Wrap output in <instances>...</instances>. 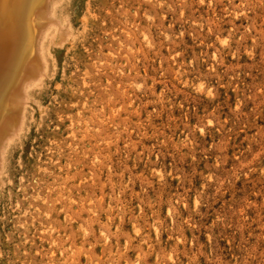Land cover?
Returning <instances> with one entry per match:
<instances>
[{
	"label": "rangeland",
	"instance_id": "374dc122",
	"mask_svg": "<svg viewBox=\"0 0 264 264\" xmlns=\"http://www.w3.org/2000/svg\"><path fill=\"white\" fill-rule=\"evenodd\" d=\"M60 1L16 49L0 264H264V0Z\"/></svg>",
	"mask_w": 264,
	"mask_h": 264
},
{
	"label": "bare ground",
	"instance_id": "6f19581e",
	"mask_svg": "<svg viewBox=\"0 0 264 264\" xmlns=\"http://www.w3.org/2000/svg\"><path fill=\"white\" fill-rule=\"evenodd\" d=\"M55 1L58 0H0V173L7 140L17 134L15 130H20L17 121L24 119L21 91L15 90L14 83L18 80L29 89L34 84L28 85L29 80L38 77L39 71V63L33 59L26 65L18 64L16 49L33 46L36 55L41 56L46 43L43 40L49 32L55 34H52L53 41L66 38L62 32H65L64 28L68 31L69 27L67 22L61 23L58 15L60 0ZM67 35L69 38V33Z\"/></svg>",
	"mask_w": 264,
	"mask_h": 264
}]
</instances>
